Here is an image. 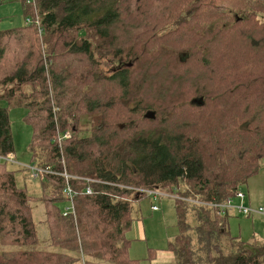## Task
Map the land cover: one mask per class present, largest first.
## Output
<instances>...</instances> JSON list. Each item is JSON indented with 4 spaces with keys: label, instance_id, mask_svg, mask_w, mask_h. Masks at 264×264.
<instances>
[{
    "label": "trees",
    "instance_id": "16d2710c",
    "mask_svg": "<svg viewBox=\"0 0 264 264\" xmlns=\"http://www.w3.org/2000/svg\"><path fill=\"white\" fill-rule=\"evenodd\" d=\"M21 3L24 22L37 17L42 31L0 29V101L9 105L0 106V155L14 149L9 107L24 108L30 164L58 166L63 156L70 175L97 182L77 193L72 219L62 216L60 178L34 197L1 163L0 264H136L126 238L143 197L135 189L224 201L259 173L264 0ZM56 131L71 133L61 151ZM172 201L177 264H264V242L231 238L228 217ZM33 202L45 209L43 240Z\"/></svg>",
    "mask_w": 264,
    "mask_h": 264
},
{
    "label": "rangeland",
    "instance_id": "374dc122",
    "mask_svg": "<svg viewBox=\"0 0 264 264\" xmlns=\"http://www.w3.org/2000/svg\"><path fill=\"white\" fill-rule=\"evenodd\" d=\"M25 25L23 8L20 0H0V29L6 30ZM131 63H129V66ZM198 70V69H196ZM0 106L8 107V103L0 101ZM53 111H58L54 108ZM26 110L19 107H9L8 115L10 131L13 138V163L8 164V169L17 170L15 174L18 186L24 187L28 194L34 197L42 195L40 181L32 179L29 169L31 153L29 145L32 140V129L24 121ZM195 117L185 112L186 122ZM1 156V155H0ZM40 167V166H39ZM47 180H44V182ZM245 194L244 204L262 206L264 208V161L259 173L250 178L242 186ZM157 205L159 211H151V206ZM66 204L62 205V208ZM133 223L126 234L130 241L128 255L136 261V264H177L173 255L169 252L171 243L178 234L176 225L175 204L167 198L154 200L147 194L133 203ZM33 221L36 225L38 238L43 240L47 236V230L43 223L45 209L42 203H31ZM228 234L231 238L237 237L242 241L264 242V216H251L245 218L241 215H230L227 218ZM2 250V247H0ZM168 256V259L162 257Z\"/></svg>",
    "mask_w": 264,
    "mask_h": 264
},
{
    "label": "built area",
    "instance_id": "2783aa9c",
    "mask_svg": "<svg viewBox=\"0 0 264 264\" xmlns=\"http://www.w3.org/2000/svg\"><path fill=\"white\" fill-rule=\"evenodd\" d=\"M27 5L33 4L34 0H20ZM26 25L34 24L39 33H41L40 22L37 19L26 18ZM71 136L70 131L60 132L56 131L54 136V142L58 146L61 151L62 144L69 139ZM15 158L12 153H8L6 155L0 156V164H10L13 163ZM16 162V160H15ZM17 163V162H16ZM18 164V163H17ZM31 177L35 181L43 182L51 177H58L62 180V195L65 198L66 206L62 208V216L68 218H75L76 209L74 205V199L78 195L77 193L81 192L85 195H90L92 193L91 184L97 181L90 180L86 178H80L70 175L65 166V162L63 156L60 157V162L58 166L47 165L44 167L39 166H28ZM76 184V185H75ZM135 192L139 194H147L154 200L158 198H167L170 200H180L184 201L188 206L191 207H207L216 212L218 217H228L230 215H241L245 218L251 216H264V208L262 206H251L244 204L245 194L242 190H237L232 196L228 197L224 201H217L215 199H211L209 201H204L198 197H185L177 194V189L172 190H163L161 188H143V189H135ZM151 211L156 212L159 211V207L157 205L151 206Z\"/></svg>",
    "mask_w": 264,
    "mask_h": 264
},
{
    "label": "water",
    "instance_id": "95a60500",
    "mask_svg": "<svg viewBox=\"0 0 264 264\" xmlns=\"http://www.w3.org/2000/svg\"><path fill=\"white\" fill-rule=\"evenodd\" d=\"M201 101L202 99H199V101L195 100V102L197 104H201ZM144 118L145 119H148V120H153L155 119V112L154 111H147L145 114H144Z\"/></svg>",
    "mask_w": 264,
    "mask_h": 264
},
{
    "label": "crops",
    "instance_id": "0c3cea01",
    "mask_svg": "<svg viewBox=\"0 0 264 264\" xmlns=\"http://www.w3.org/2000/svg\"><path fill=\"white\" fill-rule=\"evenodd\" d=\"M258 206H260V205H258ZM157 212V211H156ZM170 252V251H169ZM167 254H171V256L173 255L172 253H168L167 252ZM174 257V256H173ZM162 258H164V259H168V256H165V257H162ZM175 259V258H174Z\"/></svg>",
    "mask_w": 264,
    "mask_h": 264
}]
</instances>
